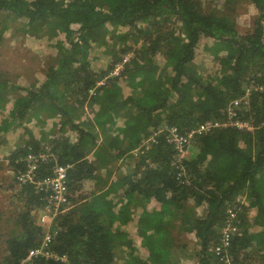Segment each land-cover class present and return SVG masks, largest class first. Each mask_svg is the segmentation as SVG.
<instances>
[{"label":"trees","instance_id":"16d2710c","mask_svg":"<svg viewBox=\"0 0 264 264\" xmlns=\"http://www.w3.org/2000/svg\"><path fill=\"white\" fill-rule=\"evenodd\" d=\"M246 3L258 13L240 33ZM263 19L264 0H0V44L8 33L54 48L38 83L0 71V144L12 149L4 159L23 202L4 264L44 234L43 194L16 176L28 153L46 152L37 177L68 166L70 203L49 231L69 264H221L214 246L229 208L235 260L264 264ZM98 47L102 66L91 59ZM229 110L235 125L196 132L228 122Z\"/></svg>","mask_w":264,"mask_h":264},{"label":"built area","instance_id":"2783aa9c","mask_svg":"<svg viewBox=\"0 0 264 264\" xmlns=\"http://www.w3.org/2000/svg\"><path fill=\"white\" fill-rule=\"evenodd\" d=\"M127 60V57H125ZM238 102H235L237 104ZM229 116L232 117L226 123H212L210 121L202 124L197 128L196 132H206L212 126H225L228 123L236 124V115L234 110H229ZM193 133V132H192ZM192 135V134H190ZM47 147V146H46ZM44 155L48 157L47 152L45 154H32L28 153L26 157L27 170L25 172H19L16 176L18 182L21 184L23 182H32L35 186L36 191H41L43 194L42 200L44 204L41 210V213L37 219V222L44 223L45 225L50 223L52 219L60 212H63L70 203L69 200V191L67 185V169L68 166L55 164L52 168L50 175L46 177H37L35 175V168L40 161V158H44ZM184 153L181 155V157ZM239 219L237 211L229 208L227 210L226 222L221 230L220 239L217 245L214 246V254L219 259L221 264H240L239 261H236L233 253L231 251V241L233 237L237 234L238 231ZM52 234L47 229L38 245L31 248L26 257L21 259L19 264H29L32 258L43 257L45 259H54L55 261L60 262L61 264H69L66 255H57L51 249Z\"/></svg>","mask_w":264,"mask_h":264},{"label":"rangeland","instance_id":"374dc122","mask_svg":"<svg viewBox=\"0 0 264 264\" xmlns=\"http://www.w3.org/2000/svg\"><path fill=\"white\" fill-rule=\"evenodd\" d=\"M208 1L211 2V0ZM257 13V10L251 4L246 3L239 7L236 15V24L240 33H244L250 29L253 23V18L257 15ZM120 29L122 30V28ZM4 35V39H2L0 44V71L2 73H6L9 79L11 77V80H14L15 74H19L31 78L32 81L36 79L38 83L40 81L39 79L43 78V70L41 69L48 60L47 55H49V53L54 50L52 46V41L44 39V42L41 41V43H39L36 38L26 37L25 40L18 39L8 42V33H5ZM210 41L211 40L209 39H204L201 41L200 44L202 45L204 43H210ZM103 50L104 47H98L97 51L92 52L91 59L94 65L102 66L105 63L106 57L104 56V54H102ZM196 65L198 69L200 68L202 71L205 70V67L210 68L212 66L207 63H205V67L201 64ZM212 69H214V67ZM15 81L23 83L24 80L22 77H20L19 79L16 78ZM27 83H24L26 84L25 86H28ZM125 90L128 91V89ZM5 148L7 151L12 150L10 147L7 146V142ZM21 208L22 207H20L19 210ZM17 209L18 208H16L15 210ZM17 214L18 213H16V215ZM16 215H14L13 212L4 215L0 214V264H4V256L6 254V247L4 241L10 230L13 229L15 225ZM8 217L10 218L8 219ZM6 219H8V221H6ZM129 235L132 237V234ZM191 240L192 239L189 237H187V240L185 239V242L188 244V251H191L193 246H195L194 241ZM116 252L118 253V255H125L124 251L120 250L119 248L116 250ZM121 262L122 259H118V264H120ZM180 262L182 264L195 263L194 260L184 257L180 259Z\"/></svg>","mask_w":264,"mask_h":264},{"label":"crops","instance_id":"0c3cea01","mask_svg":"<svg viewBox=\"0 0 264 264\" xmlns=\"http://www.w3.org/2000/svg\"><path fill=\"white\" fill-rule=\"evenodd\" d=\"M6 143L0 144V214H8L13 212L16 215L19 208L22 206V202L17 200L15 184L13 182L12 172L7 168L6 160L3 159L7 156V150L5 148ZM15 195V199L13 196ZM18 208L17 210H15ZM41 213V211L39 212ZM12 215V214H11ZM50 224L44 226V230L49 229ZM44 231V232H45Z\"/></svg>","mask_w":264,"mask_h":264}]
</instances>
